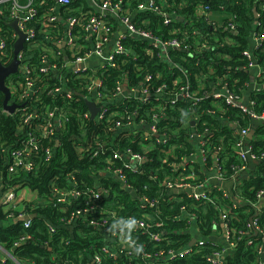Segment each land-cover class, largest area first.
<instances>
[{
  "label": "trees",
  "instance_id": "trees-1",
  "mask_svg": "<svg viewBox=\"0 0 264 264\" xmlns=\"http://www.w3.org/2000/svg\"><path fill=\"white\" fill-rule=\"evenodd\" d=\"M147 1L123 0L122 6L133 15V24L137 28L151 32L162 41L178 39L181 47L164 53L146 39L127 35L122 44L132 54L115 53L116 65L107 66L93 75L102 82L98 88L102 96L100 104L108 108L102 119L86 117L89 110L85 98L75 94L90 82L88 77L91 73L86 77L70 73L65 80L55 77L51 69L47 73L39 70L44 65L45 55H48L44 48L59 50L48 39L56 41L63 37L64 27L62 23L44 26L45 16L56 7V3L54 0L38 1L42 5L37 7L40 14L34 25L39 31L46 28L48 33L40 32L35 43L24 48L26 56H29L27 63L35 69L34 95L23 100L13 96L14 111L6 114L1 110L4 93L0 90V178H3L2 183L29 186L38 195L35 201H22L19 208L7 213L0 208V245L21 264L90 262V255L111 242L107 234L109 227L91 226L89 217L76 216L67 222L85 207L86 195L72 198L70 204H61L55 189L75 190L77 193L89 190L99 194L97 205L100 211L90 214L92 218L99 219L116 211L125 221H146L144 229L135 226L122 229L126 239L133 242V248L121 246L123 253L113 259L105 257L104 264H211L207 259L215 252H226L224 264L262 263L264 196L258 197V193L264 191V161L260 158L264 152V123L255 126L248 115L225 102L216 109L212 92L214 88L227 84L230 90L244 96L251 85L250 71L242 69L246 61L244 52L250 49V39L255 33H264L263 2L169 0L162 14H158L138 9ZM79 2L85 3L77 0L74 6ZM199 6H207L208 15H214L205 18L196 14ZM0 8L3 12L0 29L7 38L10 65L15 52V31L9 17L10 5ZM255 8L260 14L258 19ZM181 17L183 21L179 19ZM105 19L115 33L117 21L109 15ZM166 19L170 24L165 23ZM231 23L236 25V33L226 29ZM77 33L79 42L88 46V33L83 28H77ZM256 54L264 68V41ZM67 55L70 56V51ZM50 60L53 61L52 58ZM57 62L61 68L63 55ZM148 77L150 81H147ZM22 82L23 76L18 72L7 78L6 85L13 87ZM123 82L128 90L148 88V92L155 96L149 99L119 97V86ZM56 87H61L62 92L55 93ZM68 89L74 92L68 93ZM158 89H162V96L155 93ZM183 90H188L189 99L178 97ZM82 93L86 95L88 91ZM251 98L257 101V112L264 111V88L252 91ZM155 114L160 115L157 122L153 119ZM28 115H32V119L25 124L24 118ZM61 116L65 118L64 125L59 129L54 125L50 135L45 137L42 128ZM129 122H132L130 127L127 125ZM135 122L136 128L132 129ZM155 122L157 135L146 136L144 126ZM119 123L121 127L116 128ZM253 128L254 137L244 141L253 147L259 161L250 169L248 160L238 158L237 145L242 139L241 130ZM29 133L36 136L32 160L37 168L26 173L21 180L10 179L7 176L8 152H3V147L8 150L23 147ZM193 133L203 136L198 144ZM158 136L164 138L163 142ZM49 148L51 156L47 160ZM201 148L205 151V164L196 159L184 165L186 159L199 157ZM130 150L145 157L140 171L124 167L128 183L138 198L108 174V167L122 166ZM115 154L120 158L115 159ZM217 156L225 181L238 179L232 197L224 196L225 190L214 186L211 188L214 190L213 200L203 204L190 199L185 192L173 193L166 187L168 183L178 184L183 180L191 183L204 181L208 168L215 166ZM244 166L251 170L246 178L239 171ZM191 172L195 173L196 179L188 178ZM142 198L155 202V206L142 202ZM182 207L198 215L202 244L193 246L183 257L168 260L171 250L186 248L193 239L184 221L186 216ZM21 212L37 214L29 228L24 227L22 220L14 221L9 216L11 213L17 216ZM223 215H226V227L232 240H237L236 247L228 251L219 240L223 233L220 222ZM155 233L161 234L160 242L151 238ZM24 236L30 238L21 242ZM249 241L252 244H248ZM144 255L150 258H144ZM0 264L17 263L7 259Z\"/></svg>",
  "mask_w": 264,
  "mask_h": 264
},
{
  "label": "built area",
  "instance_id": "built-area-1",
  "mask_svg": "<svg viewBox=\"0 0 264 264\" xmlns=\"http://www.w3.org/2000/svg\"><path fill=\"white\" fill-rule=\"evenodd\" d=\"M39 0H0V7L5 4L10 5V20L11 25L14 21H18V28L19 30L25 34V40L23 43L22 50L18 53L17 59L20 62L19 65V72L22 74L24 82L19 83L18 86L10 87L11 93H12V103H15V99H13V96H17L19 100L31 98L34 95L33 88H34V82L33 74L35 72V69L31 67L27 61L29 60L26 56V52L24 51L25 46L27 45H33L35 43V38L37 37L40 32H44V34H47L48 31L46 28H43L41 31L34 25V22L37 18V16L40 14V11L37 9V7L41 6L42 3H38ZM56 3V7L52 9L50 13H48L45 16L44 19V26L48 27L50 25H57L58 23L65 24L67 26V32H64V36L56 41H51V39H48V41L52 42L54 45H56L59 50L55 51L53 48H44L48 52V55H45L44 58V65L39 67V70L41 72L47 73L48 70H52L55 77H63V79L67 80V77L70 73H72L75 76L78 77H86L85 75L87 73H91L88 78L90 79V82L86 84L85 87L81 88L82 91L75 92L76 95L78 93L86 92V95L82 93L84 98H91L94 97V100L98 106L101 107L100 113L97 115L96 118L102 119L104 114L108 111V108L106 105H101V93L98 92V88L101 86L102 82L98 77H94L93 75H96V73L100 70L105 69L107 66H115L114 63L115 59V53L118 54H132V51L125 50L122 44L123 39L127 35L134 36L136 38H142L150 41L153 45L156 47H159L163 50L164 53L168 52L170 49H179L181 47L180 41L178 39H172L168 41H162L159 38L155 37L151 32L139 29L133 24V15L129 13L127 8H124L122 6L123 0H84L85 3L79 2L78 6H74V2L77 0H54ZM169 0H148L147 3H142L138 6V9L140 11H154L158 14H162L163 7L168 5ZM260 2H263L261 4V7L264 5V0H261ZM256 9V8H255ZM257 10V9H256ZM208 7L207 6H199V9L197 10L196 14H199L200 16H204L207 18L208 16L212 17L214 14L207 13ZM3 12L0 8V16ZM116 15L120 17V20L123 25H125L127 28L124 33L120 35V37L113 42V51L110 53H106V49L111 42V39L114 41V36L116 32L114 33L110 23L105 19V16L108 15ZM166 15L165 13H163ZM168 17V16H167ZM260 17V14L257 11L256 18L258 19ZM63 20V21H62ZM166 24H170V20L166 19ZM213 26L215 24L213 23ZM77 28H83L88 34L86 36V41L88 42V46H85L81 44L79 41V34L77 33ZM214 28V27H213ZM227 30L236 33V25L235 24H229ZM14 37L16 40L18 39V34L15 32ZM113 37V38H112ZM46 38H50L49 36H46ZM264 41V33H261L258 35L255 33L253 37L250 39V49L246 50L244 52L245 58V64L242 66V69L250 71L251 74V85L249 86L248 90L245 92V95L238 94L233 90H230L229 87L226 85H223L221 87H216L213 89L212 95L214 98V106L216 109H219L222 107L223 102L236 106L239 108L244 114L248 115L254 122L255 126L259 124L264 123V111L257 112L256 110V104L257 101L251 98V93L254 90L264 88V68L260 65V60L256 54V50L261 48L262 42ZM65 42V47H62ZM235 43V42H234ZM63 48V49H61ZM87 48V49H85ZM7 50H8V43L7 38L2 32V29H0V62L3 66H8L9 60L7 56ZM70 51V56L67 55V52ZM63 55L64 63L60 66L58 65V59L60 56ZM104 55V62L103 68L100 70H92L88 67L87 62L89 58L92 56H99L102 57ZM32 58V57H31ZM30 58V59H31ZM50 58L53 59V61L50 60ZM56 74V75H55ZM150 77L147 78V81H150ZM119 97L126 98L128 96H137L142 99H149L155 94H151L148 92V88H144L141 90H128L127 85L125 82L121 83L119 86ZM61 87H56L54 92L55 93H61L62 92ZM68 93H73L74 91L72 89L66 90ZM127 93V95H125ZM157 95L162 96L163 92L162 89H158L155 92ZM180 99H189L190 94L188 90H183V92L178 96ZM3 113L6 114H12L5 109H1ZM214 113V112H211ZM53 117L54 115L51 113L50 115ZM86 117H90L89 114L86 115ZM160 117V115L155 114L153 116V119L157 122V119ZM32 119V115H28L24 118V123L27 124ZM65 118L61 116L59 119L55 120L54 123H47L44 128H42V134H44L45 137L49 136L50 133L53 130L54 125L59 129L61 126L64 125ZM156 122L155 124L151 126H144L146 133V136L151 135H157V128H156ZM194 122V121H192ZM191 122V124H192ZM22 125V124H21ZM129 127L132 126V122H129L127 124ZM134 125H137L135 122L133 124L132 129H135L136 127ZM194 125V124H193ZM234 128H237V125L232 124ZM23 126V125H22ZM121 124L119 123L116 128H120ZM254 130L253 129H242L241 130V137L242 139L238 142L237 145V156L240 159L248 160V162L253 161L254 165H256L259 161L257 160V155L253 151V147L244 140H250L252 138H249L250 132ZM28 140L23 144V147L15 148L12 150H8V148L3 147V152H8V159H7V165H8V173L7 176L10 179H22L26 173L32 172L37 168V164L32 160V155L36 148L34 147L36 142V136L33 133H29L27 135ZM193 137L197 140V144L199 143L200 139H202V135H197L196 133H193ZM254 137V136H253ZM159 140L163 142L164 138L162 136H158ZM4 144V143H3ZM51 148H49L46 152L47 154V160L50 159ZM205 151L201 148L199 157H191L189 159H186L184 162V165H187L189 161L200 159L203 164H205ZM115 159H119L120 156L118 154H115ZM123 158V156H121ZM125 162L122 164V166H110L108 167V174L111 175L113 178L117 177L120 181H123L124 184L133 190L131 186L128 183V178L125 173L124 167L128 169H134L137 171H140L141 165L145 162V157L140 155L139 153H133L131 150L125 155ZM260 158L264 161V152L261 154ZM216 163L214 167L208 168L207 178L204 179V181H201L200 183H191L187 182L186 180H183L181 183L178 184H172L168 183L166 184L167 188L171 190L173 193H181L185 192L189 195V198L195 201H201L203 204H207L211 202L214 198V190L211 188L220 187L225 190L226 193H224V196L229 195L232 197L233 194L232 191H228L226 188H224L223 184H227V182L224 179L222 166L219 164L220 158L217 156ZM253 168V167H251ZM239 171L243 174L247 172V166H244L239 169ZM248 173V172H247ZM107 175V174H106ZM196 175L194 172H191L188 178L196 179ZM187 179V177L185 178ZM116 180V179H115ZM118 180V182H119ZM3 178H0V208L4 210V212H8L11 209H17L19 208V204L22 201H35L38 197L37 193L32 190L29 186H21L19 184H6L2 183ZM117 181V180H116ZM213 181L218 182V185H212ZM120 183V182H119ZM228 183H238V179H235L234 181L228 182ZM121 185V184H120ZM134 191V190H133ZM136 192V191H135ZM82 194L86 195L85 199V207L83 209L78 210L75 214H73L72 218L69 219L67 222H71L76 216H83L85 218L89 217V223L91 226L97 227V228H108L107 234L110 235L111 242L104 247L101 251L96 252L94 255H90V262H84L80 264H104V258L108 257L109 259H113L116 256L123 253V250L120 248L121 246L125 249H131L133 248V242L129 241L127 236L124 234L122 229L128 227V226H135L137 228L144 229L147 227V223L145 220H137L133 221L132 219H129L128 221H125L116 211H111L105 216H102L99 219L90 217V214H95L100 211L99 206L97 205V200L99 199V194L89 192L84 193H77L75 190L73 191H62L55 189V195L58 199V203L61 204H70L72 198H78V196H82ZM137 194V192H136ZM32 196V197H29ZM264 196V191H260L258 193V197ZM138 198V194L137 197ZM142 202H150L145 200L144 198L141 199ZM151 206H155V202H150ZM238 203L235 204L237 206ZM182 212L185 214L184 221L186 225L188 226L189 231L193 234V239H196V242L194 245H188L186 248H182L178 251L171 250L168 255V260H174L179 257H183L187 253H189L192 250V247L197 244H202V233L200 229V223L198 220V215L195 212H192L191 210L182 207ZM12 217L14 221L22 220L24 227L29 228L32 225V218H27L28 216H32L30 213H24L21 212L17 216H14L13 213L9 215ZM226 215H223L221 217V226L223 229V233L221 236H219V240L224 245L226 251L231 250L232 248H235L237 243V240H232L231 235L229 231H227L226 227ZM118 222V224H116ZM0 225H2V222H0ZM253 225H256V223H253ZM51 227H54L51 225ZM21 242L25 241L26 238H30V236H24L21 237ZM151 238L155 241L160 242L162 240V236L160 233L152 234ZM19 243H17L18 245ZM248 244H252L251 241L248 242ZM0 251L6 252L5 249L0 245ZM225 254L226 252H215L212 254L207 261L211 264H224L225 263ZM261 255H262V263L264 264V246L261 248ZM1 257V256H0ZM150 258L149 255H144V258ZM152 258V257H151ZM8 259H11L12 261H15L17 264H21L19 261H17L13 256H10ZM7 259H1L0 261L5 262ZM156 260H152V262H155ZM54 264H61V263H54ZM146 264H151L150 262H147Z\"/></svg>",
  "mask_w": 264,
  "mask_h": 264
},
{
  "label": "water",
  "instance_id": "water-1",
  "mask_svg": "<svg viewBox=\"0 0 264 264\" xmlns=\"http://www.w3.org/2000/svg\"><path fill=\"white\" fill-rule=\"evenodd\" d=\"M255 16H257V10L255 9ZM181 21H183L184 19L181 17L179 18ZM12 26L14 27L15 31L17 32L18 34V39L16 41V44H15V52H14V57H13V61L11 62L10 65L8 66H3L2 63L0 62V90L4 93V102H3V107L4 109H6L7 111H9L10 113H12L14 111V108L15 106L13 105L12 103V100H11V97H12V94H11V90L9 89V87L6 85V80L7 78H9L11 75L13 74H16L19 72V65H20V62L19 60L17 59V56H18V53L22 50L23 48V43H24V40H25V34L22 33L19 28H18V21H14ZM123 32H119L117 34H115L114 36V41L117 40L120 35L122 34ZM62 47H65V42L63 44ZM78 95L80 96H84L82 93H78ZM127 95V93L125 94ZM85 101H86V104L88 106V110L90 112V117L92 119H95L97 117V115L100 113L101 111V107L98 106L94 100V97H91V98H85ZM194 124V122H192V125ZM255 134V131L252 130L249 134V138H253ZM108 175V174H107ZM111 176V175H110ZM244 176L247 177L248 176V173L245 172L244 173ZM114 179H116L117 181L119 180L117 177H114ZM120 184L122 186V188L124 190H126L127 192H129L132 196L134 197H137V194L135 191L131 190L130 188H128L123 181H120ZM213 184H219L218 182H215L213 181L212 182ZM225 185L227 186V184H223V186L225 187ZM230 191V190H229ZM232 194V193H231ZM37 216V214H34L32 216H28L27 218H33ZM251 222H253V218L251 219ZM196 242V239H193V241L190 243V245H194V243Z\"/></svg>",
  "mask_w": 264,
  "mask_h": 264
},
{
  "label": "crops",
  "instance_id": "crops-1",
  "mask_svg": "<svg viewBox=\"0 0 264 264\" xmlns=\"http://www.w3.org/2000/svg\"><path fill=\"white\" fill-rule=\"evenodd\" d=\"M109 16H111L112 18H114L116 21H117V30L115 31L116 32V34L117 33H119V32H125V30H126V26L125 25H123L122 24V22H121V20H120V17H118V16H116V15H109ZM63 21V20H62ZM62 23V22H61ZM63 27H64V32H67V26L65 25V24H63ZM14 28V27H13ZM14 31H15V29H14ZM16 32V31H15ZM17 33V32H16ZM113 38V37H112ZM17 41V40H16ZM113 39H111V42L109 43V45H108V47H107V49H106V53L108 54V53H110L111 51H113ZM61 49H63V48H61ZM105 64V62H104V55L102 56V57H99V56H92L91 58H89V60H88V62H87V65H88V67L90 68V69H92V70H100V69H102L103 68V65ZM9 65V64H8ZM56 75V74H55ZM12 76V75H11ZM61 78H63V77H61ZM9 89H10V87H9ZM12 94V93H11ZM14 106H15V103L13 104ZM2 109H4V107H2ZM6 110V109H5ZM7 111V110H6ZM9 112V111H8ZM13 113V112H12ZM249 165H250V169H252L251 167H253L254 166V162L253 161H250L249 162ZM249 171H251V170H247V172L249 173ZM212 185H214V184H212ZM215 185H218V184H215ZM236 183H228L227 182V186L225 185V187L224 188H226L228 191L230 190V191H234V189H235V187H236ZM229 191V192H230ZM29 197H32V196H29ZM4 248V247H3ZM5 249V248H4ZM5 251L6 252H1L0 251V258L1 259H8L10 256H13L11 253H10V251H8V250H6L5 249Z\"/></svg>",
  "mask_w": 264,
  "mask_h": 264
}]
</instances>
